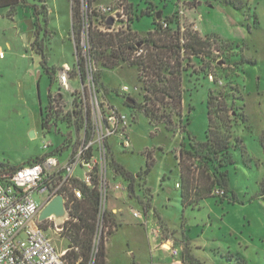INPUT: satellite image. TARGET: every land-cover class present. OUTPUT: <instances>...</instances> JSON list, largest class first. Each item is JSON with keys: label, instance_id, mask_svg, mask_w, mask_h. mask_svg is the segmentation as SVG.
Masks as SVG:
<instances>
[{"label": "rangeland", "instance_id": "374dc122", "mask_svg": "<svg viewBox=\"0 0 264 264\" xmlns=\"http://www.w3.org/2000/svg\"><path fill=\"white\" fill-rule=\"evenodd\" d=\"M130 1V13L140 14L146 7L142 0ZM240 1L244 3L241 11L228 5L227 0L151 1L155 11L168 16L176 10L182 25H190L200 35L211 39L216 35L218 42H222L220 53L210 60V65H206L208 57L194 58L184 71L182 114L171 113L173 131L164 124L149 122L143 111L123 104V100L127 102L126 98L130 97L142 101L144 91L134 66L124 63L105 69L99 61H93L94 76L96 72L100 74L96 82L99 98L125 112L130 119V146L123 148L119 141L110 139L108 159L113 157L131 173L140 175L133 196L126 197L127 202L120 204V226L116 230L111 228L113 234L108 239L107 254L114 264H161L177 260L182 264V245L189 246L192 255L206 264H264V0ZM25 2V6L17 7L12 19L4 14V9L0 10V163H25L59 145H63L59 156L63 160L76 137L80 140L73 126L65 122L55 124L50 120L43 129L40 121V107L44 109L48 103V89L51 88V95L58 89V69L64 63H74L71 38L74 31L77 42L80 29L76 3L74 0H46V21L40 14L42 29L36 40L33 39L34 8L30 5L40 7L41 4L38 0ZM91 20L95 26H104L102 20ZM126 24L144 35L153 28V16L143 15ZM30 30L32 33L28 35ZM32 41L44 47L47 64L55 68L52 83L41 70L39 54L30 47ZM210 74L214 76L213 81L209 79ZM100 82L107 90L98 87ZM69 83L76 87L78 80L73 78ZM123 85L130 88L129 93L123 94L124 99L120 95ZM209 92L224 95L231 132L244 146V155L239 148L231 150L234 164L227 167V183L236 200L213 196L193 207L183 208L176 157L181 141L187 147L188 138L181 126L198 141L205 139ZM64 96L66 104L68 92ZM32 130L35 135H31ZM45 143L51 145L43 148ZM147 153L154 165L145 175ZM75 175L81 177L80 166ZM108 178L110 184L128 183L122 176L114 175L110 167ZM109 192L107 209L119 204L113 192ZM131 208L143 213V225L132 216ZM152 228L159 231L155 239ZM47 233L58 250L67 246L66 238L58 232L47 229ZM162 238L166 243H162ZM156 245L160 247H154ZM171 246L178 248V255H170Z\"/></svg>", "mask_w": 264, "mask_h": 264}, {"label": "trees", "instance_id": "16d2710c", "mask_svg": "<svg viewBox=\"0 0 264 264\" xmlns=\"http://www.w3.org/2000/svg\"><path fill=\"white\" fill-rule=\"evenodd\" d=\"M38 1L41 4L40 7L36 4L30 6L34 8V16L39 18L40 14H43L46 21V0ZM74 1L77 12H79L80 0ZM142 1L145 2L146 7L141 10L140 14L131 13L129 23L140 16L151 15L153 16V28L141 35L132 29L131 24H127L126 29L117 32H107L97 26H91V52L94 61H99L101 68L112 69L122 66L124 63L134 66L144 91L142 101L130 97L133 103L123 100V104L143 111L149 122L164 124L168 130L173 131L175 126L171 119V113L178 116L182 114L184 71L192 65L191 62L194 58L208 57L206 65H210V60L220 53L219 44L222 42H218L216 35H213L214 38L211 39L210 36L200 35L190 25H182L177 18L176 10L168 16H164L163 12L160 13L159 10L155 11L151 1L158 3L157 1L162 2L164 0ZM129 2L130 12L132 2L130 0ZM25 4H27L25 0H0V10L4 9V14L12 19L17 7L19 5L25 6ZM227 4L240 11L244 8V3L240 0H227ZM175 5L177 4L175 3ZM73 8L75 6L72 3V10ZM73 16L74 13L72 12ZM172 24L175 26L172 27ZM72 28H74L73 23ZM30 47L32 51L39 54L42 70L48 75L52 83L55 68L47 64L44 47L34 43V41L30 43ZM81 69L83 70V67ZM99 76L100 74L96 72V82H98ZM98 87L107 90V87H104L101 82ZM115 93L118 94L117 91ZM123 94L120 95L124 99ZM223 97L224 95H214L211 92L207 95V126L203 141H198L193 134L186 130L185 126H181V129L186 131L188 138V148L181 141V147L176 157L181 185L180 203L183 208L193 207L199 201L213 196L219 197L221 200L228 197L232 201L236 200L235 193L227 183V167L234 164V159L230 156L231 150L239 148L241 154L244 155V146L240 138L233 137L230 115ZM75 108L76 105L71 112L65 114L56 110L52 118L55 124L57 121H62L68 126H73L76 132L80 131L84 118L81 111ZM49 114L51 112H49V106L46 105L40 114L43 129L48 126ZM62 146L59 145L48 153L31 157L25 164L41 161L48 154L58 156ZM21 164L0 163V178ZM153 165L154 162L147 153L145 175ZM109 167L116 175L122 176L128 182L126 193L129 198L132 197L136 180L139 179L140 175H134L123 165L115 162L113 157L110 158ZM72 181L73 185L80 189L81 197L76 198L70 191L65 194L69 217L57 231L68 242L64 257L67 264H88L91 260H93V264H107L106 257L108 255L104 243L113 233L111 228L116 229L121 224L119 223L121 213H113L111 209H105L101 217L103 235L101 240L104 238L105 241L99 242L96 253L92 254L93 240L98 226L99 192L95 186H87L76 178ZM39 226L46 230L47 222L39 223ZM182 251V264H206L192 255L189 246L182 245Z\"/></svg>", "mask_w": 264, "mask_h": 264}, {"label": "built area", "instance_id": "2783aa9c", "mask_svg": "<svg viewBox=\"0 0 264 264\" xmlns=\"http://www.w3.org/2000/svg\"><path fill=\"white\" fill-rule=\"evenodd\" d=\"M129 3V0H109L108 3L80 0L79 37L76 42L73 31L71 38L74 63H64L58 69V89L52 93L49 108V112H53L51 117H54L56 110L65 114L76 105L75 109L80 110L84 118L80 131L76 132L80 140L77 141L76 137L71 151L63 160L48 154L41 161L22 163L0 178V264H67L64 257L66 249L58 250L47 233V229L57 232L60 228L56 227L53 219H47V229L44 230L36 222V217L39 210L59 193L65 196L70 191L76 198L81 197L80 189L73 185L74 178L87 186H95L99 192L98 226L92 247V254L96 253L102 237L101 217L106 209L109 191L123 192L127 187L123 182H109L110 139L119 141L123 148H128L131 143L129 116L98 96L90 43V28L95 24L91 23V19L102 20L104 26L97 27L103 31L126 29L132 15ZM110 18L112 22L108 24ZM73 78L78 80L76 87L69 83ZM209 79L213 80L214 76L210 74ZM129 90L127 85L121 87L122 93H129ZM67 92L69 98L65 104L64 95ZM63 107L66 109L63 110ZM50 145L45 143L43 148ZM79 166L82 168L80 178L75 175ZM131 214L145 223L140 210L131 209ZM158 232L154 230V236H158ZM170 255H178V248L171 246ZM88 264H93V260Z\"/></svg>", "mask_w": 264, "mask_h": 264}, {"label": "water", "instance_id": "95a60500", "mask_svg": "<svg viewBox=\"0 0 264 264\" xmlns=\"http://www.w3.org/2000/svg\"><path fill=\"white\" fill-rule=\"evenodd\" d=\"M159 17V14H158ZM108 24L112 22L111 18L107 21ZM32 31L28 32L30 35ZM29 37V36H28ZM30 39V37H29ZM128 103H133L130 98H126ZM31 135L34 134V131L30 132ZM69 217V210L66 204L65 196L61 193L52 197L38 212L36 217L37 223H42L47 219H53L54 224L57 228H60L66 219Z\"/></svg>", "mask_w": 264, "mask_h": 264}, {"label": "crops", "instance_id": "0c3cea01", "mask_svg": "<svg viewBox=\"0 0 264 264\" xmlns=\"http://www.w3.org/2000/svg\"><path fill=\"white\" fill-rule=\"evenodd\" d=\"M21 30V32H22V29H20ZM20 30H19V33L21 34V32H20ZM23 35H25V32H24V34ZM48 63V62H47ZM41 70H42V68H41ZM39 73L38 74H40V71H38ZM50 89V88H49ZM49 89H48V91H49ZM48 94H49V92H48ZM42 113V109H41V107H40V114ZM41 121V120H40ZM42 128V127H41ZM33 131V130H32ZM33 135H35V132H34V134ZM62 150H64L63 149V146H62ZM62 150H61V153H60V155H58V157L59 156H61L62 155ZM67 156V155H66ZM61 157H59V159H60ZM62 158H64V157H62ZM113 192V191H112ZM113 194H114V198H115V200L116 201H118L119 202V204H118V206H116V207H113V208H111V211L113 212V213H121V215H122V212H121V210H122V205L123 204H125L127 201H126V197H128L127 196V193H126V191H121L120 193L118 192V191H115V192H113ZM120 204H122L121 206H120ZM131 209H133V208H131ZM48 223V222H47ZM119 223H121V218H120V222ZM142 225L144 224V223H141ZM147 225H148V222L145 224V227L147 228ZM120 226V225H119ZM145 228V229H146ZM117 229V228H116ZM115 229V230H116ZM53 230V229H52ZM114 230V231H115ZM151 230H155V228H152ZM150 230V231H151ZM55 232V231H54ZM150 232H149V230H148V232H147V235L149 234ZM113 234V233H112ZM111 234V235H112ZM153 237H154V235H153ZM109 239V238H108ZM108 239H107V242L105 243V247H106V253H107V245H108ZM154 239H155V237H154ZM162 243L164 244V243H166L165 241H163V239H162ZM154 247H160V246H158V245H156V246H154ZM65 247H63L62 249H64ZM61 250V249H60ZM108 255V254H107ZM106 261H107V264H114V263H112L110 260H109V258H108V256L106 257ZM179 260H177V261H171L170 263H161V264H175L176 262H178ZM135 263H137V264H143V263H140V262H135ZM177 264H181L180 263V261L177 263Z\"/></svg>", "mask_w": 264, "mask_h": 264}, {"label": "flooded vegetation", "instance_id": "af4514ba", "mask_svg": "<svg viewBox=\"0 0 264 264\" xmlns=\"http://www.w3.org/2000/svg\"><path fill=\"white\" fill-rule=\"evenodd\" d=\"M34 20H33V25H34V28H33V39H38L40 37V34H41V29H42V26L40 24V20L36 17V16H33ZM48 103H47V106H49V108H51V104H52V95H51V88L49 89V94H48ZM50 110V109H49ZM52 113L49 114V118L50 120H53V116L51 117Z\"/></svg>", "mask_w": 264, "mask_h": 264}]
</instances>
